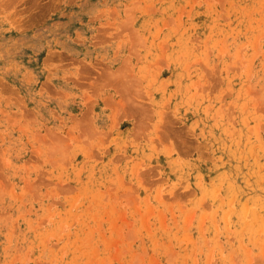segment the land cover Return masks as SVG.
Masks as SVG:
<instances>
[{
    "label": "rangeland",
    "instance_id": "1",
    "mask_svg": "<svg viewBox=\"0 0 264 264\" xmlns=\"http://www.w3.org/2000/svg\"><path fill=\"white\" fill-rule=\"evenodd\" d=\"M0 264H264V0H0Z\"/></svg>",
    "mask_w": 264,
    "mask_h": 264
}]
</instances>
